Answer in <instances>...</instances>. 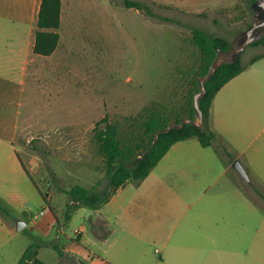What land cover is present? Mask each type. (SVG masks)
Instances as JSON below:
<instances>
[{
  "label": "rangeland",
  "instance_id": "374dc122",
  "mask_svg": "<svg viewBox=\"0 0 264 264\" xmlns=\"http://www.w3.org/2000/svg\"><path fill=\"white\" fill-rule=\"evenodd\" d=\"M131 1L144 3L153 15L128 8L125 0H61L59 45L52 55L25 52L19 56L16 68H10L14 55L8 51L10 46H3L0 52L6 66L0 71V125L17 118L14 142L18 151L38 157L41 169L30 178L19 163L20 177L31 185L32 195L20 199L18 206L37 222L50 218L49 212L39 215L42 200L35 183L44 195L54 197V204L58 206L61 201L59 223L47 234L33 233L30 225L18 233V239L36 243L39 248L41 241L46 240L61 249L68 242L66 235L73 237L75 229L84 222L76 207L70 216L77 215V220L65 216L68 206L64 191L77 184L98 192L108 188L104 159L94 137L95 124L107 117L118 125L122 140L135 147L143 135V123L152 112L173 124L176 118H187V98L201 59L192 30L199 28L223 37L236 49L248 31L264 21L262 9L249 0ZM18 2L3 0V12L14 11ZM16 31L7 23L2 27V38L13 42L9 35L16 36ZM255 31L256 38L264 33ZM29 33L33 41L35 31ZM26 40L29 44V36ZM256 55H264V46L248 45L240 54L243 66L249 68ZM233 57L234 54L227 60ZM253 71L259 78L254 91L264 93V58ZM7 139L0 127V168L6 170L9 164L1 142L5 144ZM231 172L242 188L252 193L256 210L250 219L260 242L264 239V149L254 169L246 170L248 181L233 167ZM101 227L104 233L108 232V226ZM115 228L116 224L109 225L110 231ZM159 246L147 244L144 264H154ZM40 257L48 264L63 261L56 249L48 247H42ZM68 260L74 262L73 258Z\"/></svg>",
  "mask_w": 264,
  "mask_h": 264
},
{
  "label": "crops",
  "instance_id": "0c3cea01",
  "mask_svg": "<svg viewBox=\"0 0 264 264\" xmlns=\"http://www.w3.org/2000/svg\"><path fill=\"white\" fill-rule=\"evenodd\" d=\"M41 2L20 0L15 10L7 13L0 0V52L3 46H10L8 51L14 54L10 68H16L22 53H34L35 38L31 41L27 33L36 30ZM7 23L18 30L16 36L9 35L13 42L8 43L2 38V27ZM25 59L28 62L27 55ZM262 59L244 67L215 95L209 116V127L217 137L213 145L204 148L197 138L177 142L141 182H127L97 209L76 207L84 222L73 237L66 235L68 242L61 248L64 255L59 264H144L148 243L160 245L155 249L158 259L154 264H264V239L258 241L250 219L256 204L251 191L243 189L231 172L236 159L252 171L264 149V93L254 91L259 78L253 71ZM2 61L0 57V71L6 67ZM16 119L0 125L8 137L1 145L9 164L7 170L0 168V201L8 211L0 213V264H17L33 243L18 239V221L26 222L25 227L30 225L33 233L47 234L60 216L61 201L57 206L48 194L46 204L35 182L42 200L39 215L49 212L50 218L37 222L18 206L20 199L32 195L31 185L20 177L19 163L32 178L41 169L38 157L18 151L14 142ZM65 201L67 207L68 195ZM73 216L69 220H77V215ZM111 223L116 228L110 231ZM101 226H108V232ZM48 242L42 240L37 251V258L46 264L40 257L42 247L56 244Z\"/></svg>",
  "mask_w": 264,
  "mask_h": 264
},
{
  "label": "trees",
  "instance_id": "16d2710c",
  "mask_svg": "<svg viewBox=\"0 0 264 264\" xmlns=\"http://www.w3.org/2000/svg\"><path fill=\"white\" fill-rule=\"evenodd\" d=\"M249 1L253 5L256 0ZM61 4V0H42L35 30V54L49 56L56 51L59 45L57 30L60 28ZM125 5L128 8L135 7L139 10H145L148 14L153 15L142 2L125 0ZM192 39L194 45L200 50L201 59L197 79L187 98L190 105L187 119L190 122H186L181 128L172 127L169 131L162 132L160 130L166 129L173 123L161 114L152 112L145 119L143 135L134 147V145L127 144L122 140L117 124L109 122L107 117L98 121L94 127V137L98 143L99 152L104 159L108 188L104 192H98L94 188L88 189L77 184L64 191L70 200L66 212L67 218L70 217V213L75 207L84 206L97 209L108 202L111 196L127 182L135 181L139 183L144 180L175 143L189 138H197L201 146L206 148L217 141L216 134L209 127L212 101L226 83L243 72L244 66L241 56H239L235 61L223 63L215 74L205 81L207 92L199 99V106L203 113V123L201 127L193 125V121H198V115L194 108V95L200 91L199 79L210 72L216 61L218 51L229 52L232 49V43L223 37L213 35L199 28L192 30ZM250 46H264V33L256 38ZM262 57L264 55L254 56L250 60V64H254ZM181 120L176 118L174 124L179 125ZM158 130L160 132H158L157 140L154 143ZM145 139L148 141L145 142ZM21 165L27 176L32 178L22 162ZM42 196L45 203L49 205L45 195L42 194ZM51 210L54 212L53 209ZM0 213L8 214L7 209L1 203ZM53 248L58 251L60 256L64 255L56 244H53ZM38 249L36 243L29 246L17 264H28L29 262H31L30 264H46L37 258Z\"/></svg>",
  "mask_w": 264,
  "mask_h": 264
},
{
  "label": "water",
  "instance_id": "95a60500",
  "mask_svg": "<svg viewBox=\"0 0 264 264\" xmlns=\"http://www.w3.org/2000/svg\"><path fill=\"white\" fill-rule=\"evenodd\" d=\"M253 6H258L260 9H262V11L264 12V0H256L253 4ZM264 31V21L258 25V26H253L251 28L250 31H248L247 33V36H246V39L241 43V45L236 48V49H231L229 52H219L218 51V55H217V58H216V61L213 65V67L211 68L210 72L205 75L204 77L200 78L199 79V87H200V91L197 92L195 95H194V108L196 110V113L198 115V121H193L192 124L197 126V127H201L202 123H203V113H202V110L200 109V106H199V99L204 96L206 94V88H205V81L208 80L209 78H211L216 70L223 64V63H226V62H231V61H235L239 56L240 54L242 53V51L248 46L250 45L257 37L256 35V31ZM234 54V57L232 58V60H227V58ZM224 56V59H220L221 56ZM186 122H190L189 119L187 118H183L181 120V123L179 125L177 124H171L169 127H167L166 129H162L160 131L162 132H167L169 131L172 127H177V128H181ZM159 130L157 131L156 135H155V138H154V143L155 141L157 140V134L158 132H160ZM153 143V144H154ZM232 167L239 173V175L241 177H243L246 181H248V175H247V172L244 168V166L241 164V162L239 160H235L232 164ZM27 225L26 222L24 221H18L17 222V230H22L25 226ZM32 230V229H31Z\"/></svg>",
  "mask_w": 264,
  "mask_h": 264
},
{
  "label": "built area",
  "instance_id": "2783aa9c",
  "mask_svg": "<svg viewBox=\"0 0 264 264\" xmlns=\"http://www.w3.org/2000/svg\"><path fill=\"white\" fill-rule=\"evenodd\" d=\"M44 214V212H41V215H43ZM37 217V215L35 216V218ZM31 262H29L28 264H30Z\"/></svg>",
  "mask_w": 264,
  "mask_h": 264
},
{
  "label": "flooded vegetation",
  "instance_id": "af4514ba",
  "mask_svg": "<svg viewBox=\"0 0 264 264\" xmlns=\"http://www.w3.org/2000/svg\"><path fill=\"white\" fill-rule=\"evenodd\" d=\"M261 11V13H263V11L262 10H260Z\"/></svg>",
  "mask_w": 264,
  "mask_h": 264
}]
</instances>
